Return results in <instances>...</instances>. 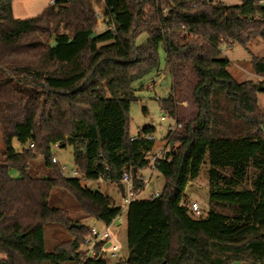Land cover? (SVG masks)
Returning <instances> with one entry per match:
<instances>
[{
	"label": "trees",
	"instance_id": "16d2710c",
	"mask_svg": "<svg viewBox=\"0 0 264 264\" xmlns=\"http://www.w3.org/2000/svg\"><path fill=\"white\" fill-rule=\"evenodd\" d=\"M11 1L0 0V264H75L88 228L51 205L58 194L109 226L121 207L84 184L117 186L128 172L132 193L143 190L155 130L130 136L128 111L138 100L132 85L158 72L160 46L167 73L187 64L195 75L196 115L166 136L169 149L153 164L164 180L158 195L126 206L127 253L112 264H264V110L256 104L264 58L250 60L256 83L237 82L222 56L223 47L264 41V0H103L109 21L92 39L91 0H54L27 19L13 17ZM141 34L148 39L136 46ZM175 103L170 94L159 108L176 118ZM65 146L78 177L52 162L51 148ZM37 157L42 177L27 173ZM203 165L208 208L194 219L184 191ZM49 227L72 239L48 251Z\"/></svg>",
	"mask_w": 264,
	"mask_h": 264
},
{
	"label": "rangeland",
	"instance_id": "374dc122",
	"mask_svg": "<svg viewBox=\"0 0 264 264\" xmlns=\"http://www.w3.org/2000/svg\"><path fill=\"white\" fill-rule=\"evenodd\" d=\"M52 0H12L11 9L12 15L15 19H27L33 18L39 15L42 10L47 6L52 4ZM214 3H223L225 5H237L239 0H213ZM91 5L93 7L94 13L96 15V24L94 27L95 35L106 30L107 19L104 21L105 25L102 26L103 22L99 18V15H104V3L103 0H91ZM98 15V16H97ZM146 34H141L135 40V45L139 46L147 40ZM54 43L52 39L49 44ZM101 46L97 44L96 47ZM222 56L227 58L229 61L228 72L237 82L253 81L259 83L261 80L256 77L250 66V60L252 57L264 58V41L261 39H255L247 45V49L242 48L239 45H233L231 47L222 48ZM159 57V69L157 73L146 77L139 83H135L132 87L136 90V95L138 100L131 104L128 114L130 117L129 122V135L132 136L138 127L151 126L154 128L155 132L153 134L154 147L151 151L152 154L161 157L164 152H167L169 146L166 144V128L170 125L169 118L164 121L160 120L163 116L161 109L159 108L157 99H165L171 94V84L172 90L175 93L176 98H178L183 104L180 107L175 106V115L178 121L184 125L180 120L182 116L187 119L190 115L192 105L190 101V92L194 84V77L188 65L176 66L172 75L165 71V53L160 46L158 48ZM155 77L156 83L154 85H149L150 80ZM143 89H140V87ZM146 110V111H145ZM143 112H147L144 114ZM178 130L177 132L181 131ZM12 147L16 151H21L22 146H20L16 141L12 142ZM2 153V145L0 143V154ZM52 157L58 161V165L63 166L65 171L63 174L67 178L78 177L72 176V172L75 171L72 159V148L70 146H65L64 148H51ZM46 168L43 165L41 157H37L29 163L27 173L29 175H34L37 177H42L46 174ZM11 176L15 177L17 174L12 172ZM142 177L148 175V171L141 172ZM164 184L163 178L158 175L155 170H152L150 174V179L144 184L143 190L135 195L134 199L146 200L151 197L154 192L159 193ZM88 188L92 190H98L102 194L109 196L112 199L114 206L124 207V200L130 197L127 194L121 195L117 191V186L107 183V182H86ZM207 178H206V166L203 165L200 168L198 177L189 182L184 191V201L183 204L188 206L190 203H196L199 208V215H192L194 219L198 217H203L208 205H207ZM53 207H59L66 210L69 217L72 219L73 223H79L85 226H89L92 223V219L86 218L77 208V205L72 197L65 193H60L57 195V202H52ZM111 231L114 232L115 238L114 243L118 245L120 251L116 257H111V251L109 249L105 250L104 255L106 256V261L108 264H112L116 261L124 259L127 248H126V221H125V208H123L122 216L120 218L119 224L117 226H112ZM72 235L64 230L57 227H49L46 229V247L48 251H55L61 247H64L70 242ZM4 256L0 254V259Z\"/></svg>",
	"mask_w": 264,
	"mask_h": 264
},
{
	"label": "built area",
	"instance_id": "2783aa9c",
	"mask_svg": "<svg viewBox=\"0 0 264 264\" xmlns=\"http://www.w3.org/2000/svg\"><path fill=\"white\" fill-rule=\"evenodd\" d=\"M51 2L53 3L54 0H52ZM99 18L103 22L102 26L105 25L104 21H106V19L109 21V18L104 15H99ZM107 29H111V27L109 26ZM162 34H164V32H162ZM155 83H156V80L154 77L150 80L149 85H154ZM157 102H158V105L161 106V100L157 99ZM162 114L163 116L160 117L161 121H164L166 118H169L170 120V125L167 126L166 128V132H167L166 136L169 134H172L173 132H177L178 130L183 128L182 124L177 121L178 120L177 118L169 117L168 112H162ZM149 139H152V137H149ZM167 141L168 140L166 139L165 145H167ZM146 158L149 160V166L144 170V171L146 170L148 171V175L145 177H142L144 184L149 181L150 174L152 173V170H153V164L159 157L158 155L152 154L150 152L146 156ZM52 162L58 163L54 157H52ZM60 170L63 173L65 171V168L63 166H60ZM76 175H77L76 171H73L72 176L74 177ZM96 182H102V180L99 178L97 179ZM119 184H121L123 188L122 195L127 194L130 197L129 199L124 200L123 208H126L129 202L134 200L135 198V195L132 193L131 179H130V174L128 172L122 173V175L120 176ZM157 195L158 193L154 192L151 195V197H155ZM187 207L192 215H197V216L199 215V208L196 203H190ZM123 208L121 209L120 213L113 219V221L111 222L109 226H106L102 222L92 220V223H90L89 226H87L88 233L84 237L83 242L81 246L79 247L78 258L75 260L74 258L75 256L71 255V259L75 260V264H84L86 261H89V260H103L106 262L108 260H106V256L104 255V252L107 249L111 251V254H110L111 257H116L119 254L120 249L118 245L115 244L113 241L116 234L111 231L112 230L111 227L117 226V224H119L120 218L122 216Z\"/></svg>",
	"mask_w": 264,
	"mask_h": 264
},
{
	"label": "crops",
	"instance_id": "0c3cea01",
	"mask_svg": "<svg viewBox=\"0 0 264 264\" xmlns=\"http://www.w3.org/2000/svg\"><path fill=\"white\" fill-rule=\"evenodd\" d=\"M192 76L194 77V84H193L192 89H191V92H190V101H191L192 109H191L190 115H189V117H188L187 119H185L184 116H182V118L180 119L184 124H185L188 120L193 119V118L195 117V115H196V107H195V105H194L193 102H192L191 94H192V90H193V88H194V86H195V84H196L197 79H196V77H195L194 74H192ZM140 89H143V87H140ZM171 94L173 95V98L175 99V102H176V103H175V106L180 107V105H183V104H181L182 102H181L178 98H176L175 93H174L173 90H172V84H171ZM256 104H257V107H258L260 110H264V93L259 92V93L256 94ZM145 111H146V110H145ZM143 113L146 114L147 112H143ZM168 126H169V125H168ZM143 127H144V126H143ZM143 127H138V131H139L140 129H142ZM145 127H146V126H145ZM138 131H136V132L132 135V137H134V136L138 133ZM57 162H58V161H57Z\"/></svg>",
	"mask_w": 264,
	"mask_h": 264
},
{
	"label": "water",
	"instance_id": "95a60500",
	"mask_svg": "<svg viewBox=\"0 0 264 264\" xmlns=\"http://www.w3.org/2000/svg\"><path fill=\"white\" fill-rule=\"evenodd\" d=\"M94 36H95V33H93L90 38L92 39V38H94ZM54 45H55V43H51L50 44L51 47H53ZM261 89H262V87H258V90H261ZM133 173H134V171H133ZM117 188L120 190V193L122 194L123 193L122 185L121 184H118L117 185ZM70 227H74L76 229L79 228V226L78 225H75V224H71Z\"/></svg>",
	"mask_w": 264,
	"mask_h": 264
}]
</instances>
